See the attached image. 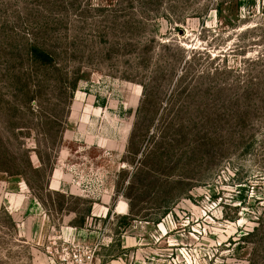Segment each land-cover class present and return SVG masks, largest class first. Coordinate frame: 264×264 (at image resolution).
<instances>
[{"label":"rangeland","instance_id":"rangeland-1","mask_svg":"<svg viewBox=\"0 0 264 264\" xmlns=\"http://www.w3.org/2000/svg\"><path fill=\"white\" fill-rule=\"evenodd\" d=\"M261 54L264 0H0V264H51L58 236L96 264L264 257ZM222 64L236 76L197 77Z\"/></svg>","mask_w":264,"mask_h":264},{"label":"trees","instance_id":"trees-1","mask_svg":"<svg viewBox=\"0 0 264 264\" xmlns=\"http://www.w3.org/2000/svg\"><path fill=\"white\" fill-rule=\"evenodd\" d=\"M159 1L161 0H139L142 8H146L148 5H156V3H158ZM130 2V0H129ZM110 4V3H109ZM94 10L98 11V12H101L102 14H105V16L108 15V13H111L113 12V6L109 7V5H100V4H97L96 6L93 7ZM216 10H218V12H220L219 8L217 7ZM127 24H131L130 22H127ZM27 54L30 58V63L31 64H34L36 66H48V67H52V66H55V59H54V52L53 51H50L49 49H47L46 47L41 46V45H38L37 43H31L27 49ZM218 57V56H217ZM215 59V58H213ZM254 63H257V64H261V65H264V54H261L260 56H256V59L254 60ZM190 69H191V65H190V61H188V59L184 60L183 61V65L179 71V77H188V75H190ZM193 71V70H192ZM237 71V69L231 67V66H228L226 64H222L220 66H215L212 70H207V69H202L200 71H197V77H209L211 75H225L228 76H236L234 75V73ZM62 75V78H68V71H64V73H61ZM193 77V76H192ZM259 76H250V78L240 82L239 80L237 79H234V78H231L233 79V82L236 81L235 83H232L230 86H238L239 83L242 84L241 86V93L238 95V97H242L244 94L243 97H248V91L246 88H248L250 85H256L258 84V78ZM80 79V72H79V69H77L75 72H74V81H73V85L68 87L69 89H71V93H73V91L76 89L77 87V82L78 80ZM257 81V82H256ZM223 84V83H220V85ZM226 88V87H225ZM143 92L146 91V87L145 85H143ZM144 94V93H143ZM237 97V98H238ZM247 104H249L248 101H246ZM226 134L225 136H228V135H233L232 132L227 129V131H225ZM39 156V159H40V155ZM54 163V162H53ZM30 169L34 172H36L37 175L39 176H44V186H47L48 184V176L49 174L47 175L46 173V170L44 169V163H42L40 161V165L36 166V167H33L30 163ZM44 171V172H43ZM23 179H24V182L26 183V185L31 188V185H30V182H29V179L26 178V175H23ZM38 176V177H39ZM256 231H258V228L257 227H253L251 229V231H246L243 235V241L249 237L250 235H255ZM251 256H249L248 258V264H264V257L263 255H260V256H257L256 253L254 252L253 254L250 253Z\"/></svg>","mask_w":264,"mask_h":264},{"label":"built area","instance_id":"built-area-1","mask_svg":"<svg viewBox=\"0 0 264 264\" xmlns=\"http://www.w3.org/2000/svg\"><path fill=\"white\" fill-rule=\"evenodd\" d=\"M44 255L51 264H96L94 250L75 238H54L46 245Z\"/></svg>","mask_w":264,"mask_h":264}]
</instances>
